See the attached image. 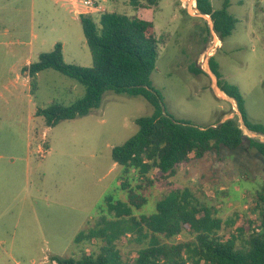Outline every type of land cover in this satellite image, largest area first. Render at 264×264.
Segmentation results:
<instances>
[{
	"label": "rangeland",
	"instance_id": "1",
	"mask_svg": "<svg viewBox=\"0 0 264 264\" xmlns=\"http://www.w3.org/2000/svg\"><path fill=\"white\" fill-rule=\"evenodd\" d=\"M99 1L109 12L155 24L159 57L151 82L170 114L204 127L235 119L247 137L264 142V135L248 129L211 68L214 57L223 78L239 86L249 119L264 125V0H230L228 11L238 22L223 39L196 0H157L142 7L130 0ZM224 2L211 0L215 11ZM66 4L67 9L55 0H0V264H57L53 258L79 257L83 250L100 254L106 241L75 240L102 221L109 234H120L116 249L124 260L136 257V240L142 238L127 220L109 214L107 198L127 201L121 186L125 168L114 162L112 150L138 133L136 119L152 115L153 106L141 96L107 92L101 108L87 116L52 127L37 116L39 109L69 106L86 95L84 85L53 69L40 72L33 89L25 71L57 43L67 63L92 67L81 20ZM94 15L99 23L101 14ZM193 66L202 73H192ZM127 180L135 187L144 179L132 170ZM148 184L138 190L148 201L133 209L137 219L154 214L172 190L189 188L203 212L223 221L221 233L229 236L246 216L258 218L254 208L264 185V156L246 141L238 150L223 147ZM189 239L183 234L175 241Z\"/></svg>",
	"mask_w": 264,
	"mask_h": 264
},
{
	"label": "trees",
	"instance_id": "2",
	"mask_svg": "<svg viewBox=\"0 0 264 264\" xmlns=\"http://www.w3.org/2000/svg\"><path fill=\"white\" fill-rule=\"evenodd\" d=\"M130 2L135 7H142L153 6L157 0ZM196 7L203 15L212 18L221 39L235 30L238 20L228 11L230 0H225L223 9L218 11L213 9L211 0H196ZM80 20L93 55L92 67L67 63L63 45L57 43L52 51L41 53L38 61L31 63L25 71L32 80L33 89L38 74L53 69L84 85L86 95L69 106L55 103L39 109L37 116H42L48 127L87 116L101 108L107 92L141 96L153 106L152 115L136 119L138 133L112 150L114 162L125 168L127 178L121 186L127 191V201L112 202L107 198L109 214L117 220H127L131 229L142 238L136 240L139 245L136 257L124 260L116 249L120 234L116 231L109 234L107 222L102 221L96 231L81 232L75 243L83 245L98 238L106 241L108 248L103 247L100 254H88L83 250L79 257L53 260L57 264H264V185L257 194L254 208V215L257 214L258 218L246 216L229 236L221 233L223 221L210 212H203L189 188L169 192L158 201L154 214L140 219L133 215L134 208L140 209L148 201L145 193L138 192L146 189L148 183L167 180L177 174L179 167L223 147L238 150L246 141L251 149L264 156V142L247 137L235 119L204 127L180 121L167 111L162 94L151 82L159 57L157 33L152 21L117 11L104 12L99 23L95 15H82ZM211 68L218 77L219 88L237 102L248 129L264 135V125L249 119L239 86L223 78L214 57L211 58ZM190 70L196 75L202 73L195 66ZM132 170L146 182L142 180L140 185L133 187L127 180ZM151 172L156 174L154 181L149 179ZM236 223L234 220L231 224ZM183 234L190 239L176 242L175 239Z\"/></svg>",
	"mask_w": 264,
	"mask_h": 264
},
{
	"label": "built area",
	"instance_id": "3",
	"mask_svg": "<svg viewBox=\"0 0 264 264\" xmlns=\"http://www.w3.org/2000/svg\"><path fill=\"white\" fill-rule=\"evenodd\" d=\"M71 5V11L78 17L82 15L103 14L107 9L99 0H66ZM82 4V5H81ZM84 7V9L81 8ZM89 254V253H88Z\"/></svg>",
	"mask_w": 264,
	"mask_h": 264
},
{
	"label": "crops",
	"instance_id": "4",
	"mask_svg": "<svg viewBox=\"0 0 264 264\" xmlns=\"http://www.w3.org/2000/svg\"><path fill=\"white\" fill-rule=\"evenodd\" d=\"M56 3H59L64 8H68L69 6L66 4V0H55ZM80 18V17H79ZM15 161V160H14Z\"/></svg>",
	"mask_w": 264,
	"mask_h": 264
}]
</instances>
